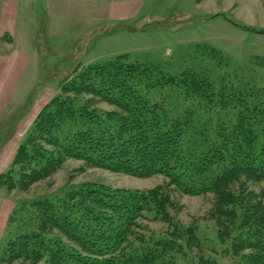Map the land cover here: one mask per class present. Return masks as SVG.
Returning a JSON list of instances; mask_svg holds the SVG:
<instances>
[{
    "label": "trees",
    "instance_id": "16d2710c",
    "mask_svg": "<svg viewBox=\"0 0 264 264\" xmlns=\"http://www.w3.org/2000/svg\"><path fill=\"white\" fill-rule=\"evenodd\" d=\"M243 82L239 87L234 80L214 81L193 70L170 75L129 54L74 68L19 142L0 173V187L26 192L66 159L141 178L163 175L168 184L140 196L70 188L62 198L31 202L12 212L10 218L23 215L16 225L22 229L15 227L0 261L183 264L177 259L186 256L182 243H199L194 226L184 230L168 223L171 203L164 190L171 185L189 195H213L211 215L220 243L230 238L221 250L230 264H264V192L247 186L264 179V87ZM168 87L180 92L173 96ZM191 98L199 100L197 108L187 103ZM96 100L114 110L95 108ZM231 107L236 114H229ZM240 194L246 199L242 217L234 209ZM150 211L169 227L161 237L139 234L138 220H146ZM234 222L238 229L247 227L245 240L226 232ZM242 249L249 253L241 256ZM197 259L217 264L209 256Z\"/></svg>",
    "mask_w": 264,
    "mask_h": 264
},
{
    "label": "rangeland",
    "instance_id": "374dc122",
    "mask_svg": "<svg viewBox=\"0 0 264 264\" xmlns=\"http://www.w3.org/2000/svg\"><path fill=\"white\" fill-rule=\"evenodd\" d=\"M17 1L16 34L8 32L7 35L12 38L15 48L21 44L24 46L22 31L27 29L31 38V59L12 104L14 107L22 98V106L27 109L39 98L28 122L34 121L41 107L59 91V84L74 68L119 54H129L132 59L153 64L170 75L193 70L208 74L214 81L220 77L231 83L234 80V84L240 83L239 87H244L242 80L251 86L264 87V0ZM117 5L130 16L113 19L111 11ZM8 48L7 40H0V54ZM166 91L172 92L173 96L180 92L171 87ZM191 101L195 107L199 105V100L191 98L187 103ZM94 107L103 111L114 110L113 106L100 100L95 101ZM236 110L231 107L228 112L236 114ZM167 182L163 175L141 178L95 167L83 160L66 159L54 174L29 186L26 192L18 189L7 192L6 188H0V207H10L11 211L7 216L4 212L0 221V256L4 245L17 233L15 227L22 229L16 225L18 217L21 219L23 215L15 213L10 218L12 212L21 207L26 209L31 202L44 198L59 199L70 188L86 186L109 191L127 190L131 191L129 194L140 196ZM247 186L256 193L264 192V179ZM164 193L169 195L171 203L166 211L169 225L184 230L194 226L199 243L187 247L182 241L180 251L186 252V256L183 258L180 255L185 254H179L177 259L181 258L183 264H198L197 258L209 256L217 264H230L229 256L221 251L230 238L220 243L211 215L213 195H189L171 185L165 187ZM245 202L244 194L237 196L234 205L237 216L245 214ZM145 208L149 210L151 206L147 203ZM145 216L146 220H138L140 235L161 237L169 228L165 222L154 220L152 211ZM235 224L226 226V232L234 233L236 241L245 240L244 229L247 227L238 229ZM178 228L176 231H182ZM239 253L242 256L249 252L242 249ZM0 264L7 263L0 261ZM11 264L28 263L20 260ZM39 264L47 263L41 261Z\"/></svg>",
    "mask_w": 264,
    "mask_h": 264
},
{
    "label": "crops",
    "instance_id": "0c3cea01",
    "mask_svg": "<svg viewBox=\"0 0 264 264\" xmlns=\"http://www.w3.org/2000/svg\"><path fill=\"white\" fill-rule=\"evenodd\" d=\"M3 1L0 3V40L6 39L9 48L0 54V173L4 172L10 165L19 142L32 124V121L28 122V117L34 114L36 102L39 99L29 104L27 109H25L22 106L24 104L21 98L13 107L12 98L31 59V38L27 29L22 31L24 46H21L22 44L20 43L21 45L15 48L12 44V38L7 34L8 32L13 35L16 34V18L19 2L17 0ZM11 1H13L12 7ZM124 12L123 7L119 5L114 6L111 11V17L113 19H122L127 14V16H130L128 12ZM11 106L12 109L10 111ZM7 119L10 120L6 122ZM7 192L10 191L7 190ZM4 212H6L5 216H7L11 212L10 207H0V221H2V214ZM5 216L4 219L6 218Z\"/></svg>",
    "mask_w": 264,
    "mask_h": 264
}]
</instances>
